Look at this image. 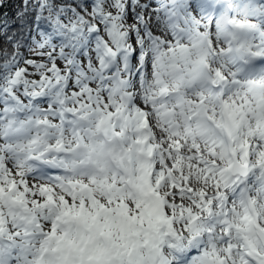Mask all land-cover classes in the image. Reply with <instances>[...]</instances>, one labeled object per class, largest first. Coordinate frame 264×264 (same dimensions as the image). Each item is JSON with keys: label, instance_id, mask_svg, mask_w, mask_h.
<instances>
[{"label": "snow or ice", "instance_id": "snow-or-ice-1", "mask_svg": "<svg viewBox=\"0 0 264 264\" xmlns=\"http://www.w3.org/2000/svg\"><path fill=\"white\" fill-rule=\"evenodd\" d=\"M0 264H264V0H0Z\"/></svg>", "mask_w": 264, "mask_h": 264}]
</instances>
